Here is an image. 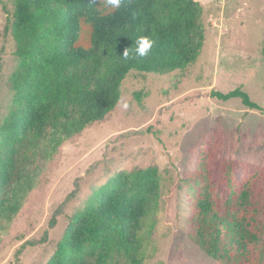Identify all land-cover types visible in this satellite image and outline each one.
<instances>
[{
  "label": "trees",
  "instance_id": "trees-1",
  "mask_svg": "<svg viewBox=\"0 0 264 264\" xmlns=\"http://www.w3.org/2000/svg\"><path fill=\"white\" fill-rule=\"evenodd\" d=\"M109 10L106 0L14 1L17 65L0 124V232L32 189L37 156L50 158L64 141L103 120L130 72L183 70L200 54L204 31L194 0H122ZM80 18L91 28L89 49L75 47ZM142 36L153 41L145 57L135 52ZM208 97L237 99L264 113L240 89ZM222 142L221 131L213 130L194 171L183 178L186 235L217 264H264V167L220 158ZM159 200L156 167L117 173L71 218L46 264H142Z\"/></svg>",
  "mask_w": 264,
  "mask_h": 264
},
{
  "label": "rangeland",
  "instance_id": "rangeland-1",
  "mask_svg": "<svg viewBox=\"0 0 264 264\" xmlns=\"http://www.w3.org/2000/svg\"><path fill=\"white\" fill-rule=\"evenodd\" d=\"M14 1L0 0V124L11 106L10 78L17 65ZM194 1L204 31L195 63L159 75L130 72L117 106L103 120L64 141L50 158L37 156L32 189L0 232V264H46L71 218L98 189L117 173L152 166L159 174L160 200L142 264H217L186 235L183 178L194 171L213 130L222 133L220 158L264 167V113L237 99L208 97L240 89L264 109V0ZM75 47L91 48L84 18ZM219 193L224 200L227 192Z\"/></svg>",
  "mask_w": 264,
  "mask_h": 264
},
{
  "label": "clouds",
  "instance_id": "clouds-1",
  "mask_svg": "<svg viewBox=\"0 0 264 264\" xmlns=\"http://www.w3.org/2000/svg\"><path fill=\"white\" fill-rule=\"evenodd\" d=\"M122 0H106V7L110 9H119L121 7ZM153 46V41L147 37H138L136 40L135 52L139 57H145L149 53ZM125 57L128 56V52H125ZM127 107V105H125Z\"/></svg>",
  "mask_w": 264,
  "mask_h": 264
}]
</instances>
